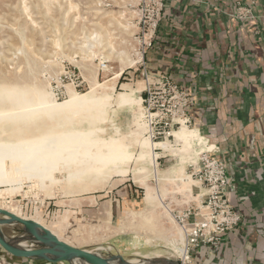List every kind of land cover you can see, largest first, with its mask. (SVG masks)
Listing matches in <instances>:
<instances>
[{
  "label": "rangeland",
  "instance_id": "obj_1",
  "mask_svg": "<svg viewBox=\"0 0 264 264\" xmlns=\"http://www.w3.org/2000/svg\"><path fill=\"white\" fill-rule=\"evenodd\" d=\"M141 10V0H0V95L14 90L24 93L26 100L38 89L56 102L68 100L73 93L87 95V101L81 109L74 110V116L70 114L72 119L64 124L63 130L87 128L82 110L88 108L90 97L99 99L102 106L98 111L105 109L103 116L107 115L102 117L107 121L95 122L92 135L103 140L115 138L130 146L133 154L120 169L110 166L100 174L92 172L72 184H68L67 173L62 168L53 172V183L46 179L44 186L38 178L22 177L18 183L0 186V208L30 221H40L55 229L62 241L97 253L103 259L190 264L184 256L186 232L182 219L190 209L199 214L200 198L209 191L203 179L209 171L206 156L223 163L227 188L231 178L229 164L220 156L217 146L209 149L211 153L190 159L185 156V161L180 162L183 153L174 133L182 126L185 131L198 130L206 145L211 143L202 133L201 124L196 123L189 91L174 82L170 74L149 68L147 53L155 47L162 19L152 47L141 55L137 39ZM170 86H180L189 95L188 123L186 117L170 114L171 117L163 119L151 116L153 111L147 110L149 87L158 93L166 89L167 96L162 93L151 98L156 105L165 103L172 108ZM131 92L134 99L141 101L140 105L119 107V95ZM3 109L15 113L20 106L8 101ZM162 113L166 112L158 114ZM40 117L31 131L59 123L50 122L46 112ZM61 120L64 123V116ZM12 126L17 124L8 122L7 130ZM136 128L151 132V141L161 143L154 155L148 157L150 162L139 159L142 150L133 142L139 131ZM10 188L16 189L6 191ZM3 218L0 216V221L5 222L0 223V234L9 242L17 245L24 241L32 249L40 246L24 227ZM200 219L199 215L191 217L185 229Z\"/></svg>",
  "mask_w": 264,
  "mask_h": 264
},
{
  "label": "crops",
  "instance_id": "obj_2",
  "mask_svg": "<svg viewBox=\"0 0 264 264\" xmlns=\"http://www.w3.org/2000/svg\"><path fill=\"white\" fill-rule=\"evenodd\" d=\"M238 4L253 17L238 19ZM147 62L189 91L196 123L229 164L227 196L245 220L217 248L196 249L190 264H264V0H170ZM6 253L0 247V264H56Z\"/></svg>",
  "mask_w": 264,
  "mask_h": 264
},
{
  "label": "bare ground",
  "instance_id": "obj_3",
  "mask_svg": "<svg viewBox=\"0 0 264 264\" xmlns=\"http://www.w3.org/2000/svg\"><path fill=\"white\" fill-rule=\"evenodd\" d=\"M4 94L5 95H0V186L18 183L22 181V177L31 180L38 178L44 186L46 179H49L48 181L50 182L55 180L53 178V172H55V170L57 171L59 168L65 169V172L67 173L66 180L68 181V184H72L73 181L83 179L92 172L100 174V172L110 166H115L117 169H120V165L123 163L127 164L133 156L130 151V146L127 144H124L115 138L103 140L94 137V134L92 135L93 131L95 133V130L91 131V127L93 126V128H95V124H97L95 122H98L99 119L104 120L103 117L107 115L104 114L103 116L105 109H103V112L99 113L100 111L98 110L102 106V102L99 99L95 100L90 97L88 108L82 110L85 115L84 121L88 124L87 128L83 130H73V127L72 130H63V127H65L64 124L71 121L70 119H72V117L70 116L76 114L74 113V110L79 107L81 109V106L87 101V95L73 93L68 100L56 102L54 99H50L48 94L38 89H35L34 94L29 95L26 100L23 99L24 93L21 95L14 90H6ZM8 101L14 105H19L20 110L14 113L13 111L10 112L3 109L5 103ZM34 102L37 104L33 107L32 105ZM108 102L109 101H107V103ZM139 102L141 101L134 99V92L121 93L119 95L118 106L131 107L136 105V103H138L137 105H140ZM106 105L107 104H105V106ZM109 105L111 106V104H108V106ZM43 112H46L50 122L55 121L59 123L55 126L53 124H50L49 126L45 124L36 127L31 131V126L37 124L39 118H41L40 115ZM134 115L135 114H133V116ZM63 116L64 123H60ZM8 122L17 124V126L10 127V130L8 131ZM139 122L140 117L137 121V125L140 129L142 126ZM139 129L136 128V130ZM136 130L134 129L135 133ZM116 132L119 133V131ZM150 133L151 132L147 133V130L146 132L139 130L133 141L142 150L139 159H147L149 162L150 159H148V157L153 156L154 150L161 146V143H154L151 141ZM174 136L181 144L180 151L183 153L182 155L180 154L181 163L184 162L186 158H196L200 156V154L208 152L211 148V146H209V148L206 145L205 140L199 134L198 130L185 131V128L182 126L179 131L174 133ZM128 137H130V135ZM185 156L188 157L185 158ZM7 162H9V164ZM119 172H122V170ZM15 189L16 188H10L6 191H15ZM21 217L26 219L23 216ZM36 223L48 229L52 236L62 240V237L55 229L45 226L40 221H36ZM67 243L74 245L70 242ZM16 246L21 249H29V246L24 241L19 242ZM52 246V244L46 245L47 248ZM92 253L98 255L97 253ZM103 260L105 264H158L151 263L150 261L138 260H135L134 263L122 260L115 261L112 259ZM165 260L171 261L172 259L165 258ZM71 261L73 264H90L84 259L77 257H72Z\"/></svg>",
  "mask_w": 264,
  "mask_h": 264
},
{
  "label": "built area",
  "instance_id": "obj_4",
  "mask_svg": "<svg viewBox=\"0 0 264 264\" xmlns=\"http://www.w3.org/2000/svg\"><path fill=\"white\" fill-rule=\"evenodd\" d=\"M169 1L170 0H141V31L137 38L141 46V55H144L146 51L152 47L159 22L162 19V12L166 3ZM254 4L255 1H252V5ZM239 7L236 14L238 19L243 21L253 17L251 16L250 7L246 8L242 5H239ZM152 90L153 89L149 87L146 91L147 110L153 111L150 113L151 116L164 119L166 117H171L170 114H173V116L178 115L179 118L186 117V123L190 121V118L186 116L189 107V95L184 89L180 86L168 87L169 100H173L171 109H169L165 103L160 104L157 102L156 105L151 98L155 94L161 95L162 93H165V96H167V90H161L159 93L152 92ZM160 111L166 113L159 115L158 113ZM180 122L183 121L180 120ZM171 123L173 126V119ZM208 153H211V151H208ZM205 162L207 163L209 171L204 175L203 179L210 187L209 191L205 197L200 198V206L198 208L199 214L194 213V210L190 209L182 219V227L186 232V250L184 256L185 261H189V263H191L190 258L196 249L208 245L217 248L225 235L242 226L245 221L243 214L237 210L228 199L227 176L223 163L218 159L211 158V156H206ZM197 215H199L201 219L198 222H192L191 225L185 229L187 221L191 219V217Z\"/></svg>",
  "mask_w": 264,
  "mask_h": 264
},
{
  "label": "water",
  "instance_id": "obj_5",
  "mask_svg": "<svg viewBox=\"0 0 264 264\" xmlns=\"http://www.w3.org/2000/svg\"><path fill=\"white\" fill-rule=\"evenodd\" d=\"M0 216H4L7 221L21 225L30 233L31 237L40 246L32 249H21L12 242H9L0 234V247L4 249L8 254L16 258H36L49 261L51 263L71 261L72 257L84 259L90 264H105L103 258L92 252L74 247L68 243L52 236L50 231L42 225L16 216L7 210L0 208ZM0 223H5L0 221ZM48 244H52V247H45Z\"/></svg>",
  "mask_w": 264,
  "mask_h": 264
}]
</instances>
